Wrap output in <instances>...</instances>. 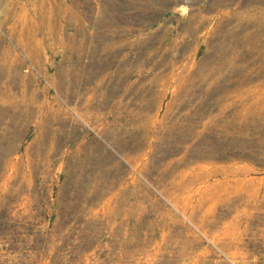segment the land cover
<instances>
[{
  "label": "rangeland",
  "instance_id": "374dc122",
  "mask_svg": "<svg viewBox=\"0 0 264 264\" xmlns=\"http://www.w3.org/2000/svg\"><path fill=\"white\" fill-rule=\"evenodd\" d=\"M262 3L0 0V264H264Z\"/></svg>",
  "mask_w": 264,
  "mask_h": 264
},
{
  "label": "bare ground",
  "instance_id": "6f19581e",
  "mask_svg": "<svg viewBox=\"0 0 264 264\" xmlns=\"http://www.w3.org/2000/svg\"><path fill=\"white\" fill-rule=\"evenodd\" d=\"M259 3V2H257ZM261 3V1H260ZM260 5V4H259ZM250 6V5H249ZM253 6V5H252ZM254 8V7H253ZM252 8V9H253ZM256 8V7H255ZM254 8V9H255ZM253 9V11H250L248 10V15H245V22H244V27H245V30L246 28H250L251 24H255L253 25L254 29L253 31H249V36H247L248 38L252 39L254 36H256V34L258 33L259 35L263 36L264 35V0H263V3L262 5L258 6L255 10ZM243 14H246V12H244ZM243 19V18H242ZM242 22V23H243ZM243 27V26H242ZM241 27V28H242ZM251 29V28H250ZM243 30V29H242ZM252 30V29H251ZM257 32V33H256ZM245 33V31H244ZM247 33V32H246ZM260 37V36H259ZM252 43H254V41H251ZM257 49V50H255ZM252 51H255V52H259V56L263 57L261 60H264V47H261V48H257L254 47L252 49ZM258 104V102H257ZM257 107V106H256ZM257 111V110H256ZM258 117H263V111L262 113L259 112V116ZM264 126V125H263Z\"/></svg>",
  "mask_w": 264,
  "mask_h": 264
}]
</instances>
